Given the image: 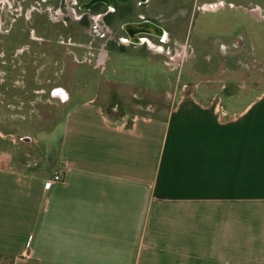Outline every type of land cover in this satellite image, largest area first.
<instances>
[{
	"label": "crops",
	"instance_id": "1",
	"mask_svg": "<svg viewBox=\"0 0 264 264\" xmlns=\"http://www.w3.org/2000/svg\"><path fill=\"white\" fill-rule=\"evenodd\" d=\"M114 54L70 62L25 133L1 109L0 264H264V86L219 60L171 85L146 49L147 83L120 79Z\"/></svg>",
	"mask_w": 264,
	"mask_h": 264
},
{
	"label": "flooded vegetation",
	"instance_id": "2",
	"mask_svg": "<svg viewBox=\"0 0 264 264\" xmlns=\"http://www.w3.org/2000/svg\"><path fill=\"white\" fill-rule=\"evenodd\" d=\"M222 9L264 21V0H0V117L11 103L21 130L31 121V105L65 97L70 62L99 68L109 53L138 49L161 57L169 70L179 69L184 87L203 62L210 68L219 60L224 71L243 74L239 82L227 78L224 87L259 88L264 52L247 32L233 30L229 18L212 17L203 23L211 32L195 29L199 10ZM41 15L48 23L37 21Z\"/></svg>",
	"mask_w": 264,
	"mask_h": 264
},
{
	"label": "rangeland",
	"instance_id": "3",
	"mask_svg": "<svg viewBox=\"0 0 264 264\" xmlns=\"http://www.w3.org/2000/svg\"><path fill=\"white\" fill-rule=\"evenodd\" d=\"M212 11L209 10H199L198 14H197V18L195 21V25L196 28L195 29H203L205 32H211L212 28H205L204 27V19L206 18H210L212 17L213 20H218V19H226L229 18L230 21V25L232 26L233 30L236 28L242 29L244 32H247V34L249 35L248 39L249 42L251 43V41H255V46L258 52H261V54L264 52V21H257L255 18L251 17V15H249L246 12H243L241 9H228V10H220L216 13H211ZM38 22H44V23H48L47 19L41 15L39 16V18L37 19ZM194 25V26H195ZM243 25V26H242ZM239 26H242V28H240ZM211 29V30H210ZM194 30V28H193ZM214 30V29H213ZM236 30V29H235ZM111 60L116 64V71L117 74H120L119 77L120 79L123 78L122 74L125 73H136L139 76V80L137 82H146L147 83V77H148V71L150 70L151 67V62L147 60V58L145 56H140L138 59H130V56H127V54L125 53H118V54H114L113 58H111ZM150 60V59H149ZM161 63H159V67L160 69H162V71L164 70L168 76L170 77L171 80V85L175 84V80H179V85H181L183 82H186L187 79H184L183 76H179V69H173V70H168V67L166 66V64L160 60ZM261 61H259L260 63ZM157 65V64H156ZM27 68H30L29 65H27ZM111 66L110 63H106V70L102 71V76H104V73H112L111 71ZM100 71V68H96L94 70V72H92V75L95 74L94 79L97 78L96 73L98 75V72ZM256 67H255V72H256ZM98 77H100L98 75ZM165 79H167V77L165 76ZM193 80H191L190 82H193ZM81 82V81H80ZM76 83V82H75ZM168 83V82H167ZM142 84V83H141ZM148 85V84H146ZM191 86L193 85V83L190 84ZM264 85L262 84V87ZM172 87V86H171ZM73 90L76 92L74 93V97L75 99L82 97L85 95V93H87V91L85 90L84 92L82 90H80V87L74 86ZM89 91V90H88ZM137 91L136 89H132V92ZM90 92V91H89ZM132 95H129L128 98H131ZM44 109V108H43ZM42 109V112H44V110ZM46 111V110H45ZM118 111V110H117ZM125 111V110H124ZM58 114H62V111L60 112L57 111L56 116H58ZM120 114V112H119ZM50 117V116H49ZM54 117V116H53ZM115 117V115H114ZM53 118L51 117L50 121H52ZM29 123L26 122L25 127L18 133H25V131H28L30 129V125H28ZM45 128L40 129L38 132V134L40 135H44V132L42 131ZM42 131V132H41ZM19 134H17L18 136ZM22 135V134H21Z\"/></svg>",
	"mask_w": 264,
	"mask_h": 264
},
{
	"label": "built area",
	"instance_id": "4",
	"mask_svg": "<svg viewBox=\"0 0 264 264\" xmlns=\"http://www.w3.org/2000/svg\"><path fill=\"white\" fill-rule=\"evenodd\" d=\"M59 165L65 166L66 163H64V162H60ZM60 177H61L60 170H59L58 168L54 169V170H53V178H54V179H60Z\"/></svg>",
	"mask_w": 264,
	"mask_h": 264
}]
</instances>
